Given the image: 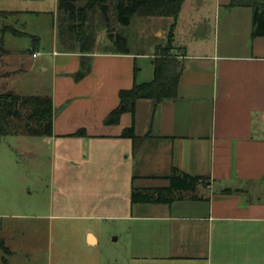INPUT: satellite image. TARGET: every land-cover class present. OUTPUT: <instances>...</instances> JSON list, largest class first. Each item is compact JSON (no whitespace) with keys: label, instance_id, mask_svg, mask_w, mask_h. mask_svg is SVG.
<instances>
[{"label":"crops","instance_id":"1","mask_svg":"<svg viewBox=\"0 0 264 264\" xmlns=\"http://www.w3.org/2000/svg\"><path fill=\"white\" fill-rule=\"evenodd\" d=\"M232 2H183L173 28L182 50L177 98L139 100L115 125L104 120L119 91L153 79L154 50L123 54L97 39L88 73L75 80L81 55L53 49L52 135L40 137L50 165L34 172L50 194L32 197L28 188L7 202L10 218L43 225L49 252L97 246L87 222L103 215L128 222L131 252L150 264H264V36L252 37V9ZM23 4L0 0V15ZM54 8L57 23V0ZM3 45L0 60L14 56ZM129 127L139 140L121 137ZM81 129L86 136H75ZM173 169L208 176L203 199L131 204L133 187H165Z\"/></svg>","mask_w":264,"mask_h":264},{"label":"rangeland","instance_id":"2","mask_svg":"<svg viewBox=\"0 0 264 264\" xmlns=\"http://www.w3.org/2000/svg\"><path fill=\"white\" fill-rule=\"evenodd\" d=\"M22 1L25 4L15 6L24 8L20 10L22 12L0 15V39H3L4 48L14 53V56L6 58L8 60H0V93L12 91L20 95H51L52 52L62 48L57 34L60 18L56 23L54 17L55 0ZM83 3L84 0H78L77 5ZM3 7L0 5V11ZM224 9L220 8V12L223 13ZM108 16L109 28L100 27L97 34L103 50H114L107 38L108 30L125 37L129 51L141 55L151 54L155 45L167 42L171 24L169 18L134 16L128 26L122 27L115 21L113 8L109 9ZM34 37L39 39L34 50L38 53L37 58H33L30 52ZM56 38L58 45L54 47ZM172 46L173 54L180 61L182 50L174 42ZM43 68H48V72H44ZM41 140L40 137L27 136L0 138V239L5 238L12 251L7 254L0 243V264H150L152 260L138 258L131 252L132 236L126 221L103 215L91 218L87 223L98 237L99 244L85 251L58 254L49 252L45 237H39L45 234L40 222L10 218L12 211L7 206L10 199L50 194L49 189L46 190L44 184L34 177L36 170L40 169L44 174L50 165L45 156L42 158ZM33 151L38 154L30 157L29 153ZM12 171L20 178L14 179ZM28 188L31 189L29 195Z\"/></svg>","mask_w":264,"mask_h":264},{"label":"trees","instance_id":"3","mask_svg":"<svg viewBox=\"0 0 264 264\" xmlns=\"http://www.w3.org/2000/svg\"><path fill=\"white\" fill-rule=\"evenodd\" d=\"M185 0H57V25L59 44L66 52L81 55L79 71L75 80L83 78L89 71L88 55L92 53L97 42L98 29L109 28V9L113 8L115 21L125 27L134 16L159 17L172 20L168 30L166 44H157L153 54V79L147 83L134 84L130 89L118 93L119 105L105 118V125H115L124 113L133 114L136 102L151 100L159 104L177 98V86L182 65L173 54V28L176 24L181 6ZM230 7H250L252 9V37L264 36V0H233ZM94 19H97L94 22ZM18 34L17 32H13ZM113 33L110 45L114 51L129 52L126 39ZM38 38H33L30 52L34 54ZM37 43V44H36ZM53 126V103L50 95H20L12 91L0 93V138L9 136L50 137ZM85 137V130L74 133ZM121 137L139 140L132 127L123 130ZM165 187L132 188L130 202L132 205L162 203L171 204L175 200H201L202 191L210 184L208 176L189 175L173 169L165 178Z\"/></svg>","mask_w":264,"mask_h":264},{"label":"water","instance_id":"4","mask_svg":"<svg viewBox=\"0 0 264 264\" xmlns=\"http://www.w3.org/2000/svg\"><path fill=\"white\" fill-rule=\"evenodd\" d=\"M107 38L110 40V42H112V40L114 38V34L113 33L107 34Z\"/></svg>","mask_w":264,"mask_h":264},{"label":"built area","instance_id":"5","mask_svg":"<svg viewBox=\"0 0 264 264\" xmlns=\"http://www.w3.org/2000/svg\"><path fill=\"white\" fill-rule=\"evenodd\" d=\"M33 57H35V54H33Z\"/></svg>","mask_w":264,"mask_h":264}]
</instances>
